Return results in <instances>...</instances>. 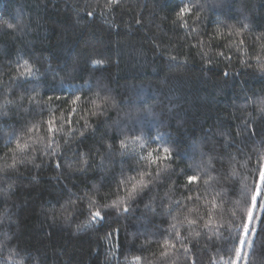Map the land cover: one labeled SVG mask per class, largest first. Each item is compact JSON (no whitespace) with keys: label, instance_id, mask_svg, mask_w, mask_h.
<instances>
[{"label":"trees","instance_id":"1","mask_svg":"<svg viewBox=\"0 0 264 264\" xmlns=\"http://www.w3.org/2000/svg\"><path fill=\"white\" fill-rule=\"evenodd\" d=\"M0 264H264V0H0Z\"/></svg>","mask_w":264,"mask_h":264}]
</instances>
